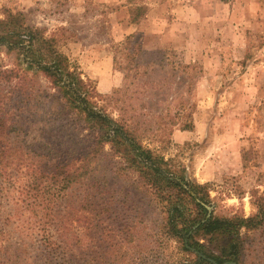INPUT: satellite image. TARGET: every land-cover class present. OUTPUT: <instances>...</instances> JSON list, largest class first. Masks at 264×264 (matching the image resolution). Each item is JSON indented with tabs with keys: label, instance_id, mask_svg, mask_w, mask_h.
<instances>
[{
	"label": "rangeland",
	"instance_id": "rangeland-1",
	"mask_svg": "<svg viewBox=\"0 0 264 264\" xmlns=\"http://www.w3.org/2000/svg\"><path fill=\"white\" fill-rule=\"evenodd\" d=\"M8 12L57 35L92 106L128 124L163 178L182 179L188 189L206 185L208 196L197 201L211 209L201 223L257 213L264 198V0H0V18ZM22 59L0 45V67L17 69ZM35 81L56 97L42 76ZM56 99L32 109L37 119L26 133L8 137L28 163L12 155L0 168L2 264H63L51 260L52 247L100 264H214L192 248L233 263L189 245L193 235L221 255L198 222H187L195 225L182 246L168 232L167 202L149 178L108 142L91 155L100 131ZM45 161L78 167L80 183L57 193L40 179ZM186 210L187 221L201 218L192 202ZM240 238L234 263L264 264V226L242 229Z\"/></svg>",
	"mask_w": 264,
	"mask_h": 264
},
{
	"label": "trees",
	"instance_id": "trees-1",
	"mask_svg": "<svg viewBox=\"0 0 264 264\" xmlns=\"http://www.w3.org/2000/svg\"><path fill=\"white\" fill-rule=\"evenodd\" d=\"M1 44H6L10 50H19L23 59L17 69L0 67V83H4L0 90V104L2 103L0 107V168L12 155H15L13 160L28 163V158H24L22 152L18 154L17 150L9 146L8 137L13 133H26L27 125L37 119V116L32 114V109L44 107L45 104L54 102L58 96L64 108L71 112L74 111L80 119H83L88 128L100 131L91 155H96L98 147L108 142L111 144L114 155L123 156L130 166L138 167L141 174L149 178V183L155 192L167 202L165 212L168 232L176 236L182 246H185V237L195 225V223L189 225L187 222H198L200 224L197 230L210 235L211 246L221 249V255L218 257L206 251L205 246L196 241L193 235L188 237L189 245H196L197 249L204 250L208 256L213 257L219 263L239 262L240 248L243 244L240 231L264 226V198L263 203L257 207V213L250 217H236L227 220L211 216L201 223V220L206 217L207 208L202 202H198L197 198L203 201L206 199L208 196L205 192L206 185L189 183L188 189L186 184L182 183L184 181L182 179L178 182L161 176L157 165L159 160L141 146L129 130L128 124L113 120L103 110L92 106L90 102L92 96L86 87L87 84L72 68L69 58L60 50L56 34L47 35L44 29L28 25L21 13L8 12L5 18H0ZM25 63L27 66L23 67ZM37 74L42 76L51 88L57 89L56 97L47 90L41 89L35 81ZM31 115L34 116H32L33 119ZM85 167L82 166L81 169ZM40 168L43 170L40 179L48 178L52 181L51 188L57 193L73 184L80 183L78 181L81 177L79 169L78 167L71 168L70 163L50 164L45 161L41 163ZM48 171L50 173L47 176L45 173ZM188 202L194 204L198 215L201 216L200 219L186 220ZM179 225L182 226L179 227ZM220 242L224 243L221 247ZM52 248L51 260L58 259L63 264H100L96 257L90 255L76 257L69 254V249L65 247Z\"/></svg>",
	"mask_w": 264,
	"mask_h": 264
},
{
	"label": "water",
	"instance_id": "water-1",
	"mask_svg": "<svg viewBox=\"0 0 264 264\" xmlns=\"http://www.w3.org/2000/svg\"><path fill=\"white\" fill-rule=\"evenodd\" d=\"M176 181H177V180H176ZM210 209H211L210 207H207V210H208V211H210ZM192 250L195 251V252H196L201 258H203V259H207L208 261H210V262H212V263H214V264H217L213 259L206 257L203 253L198 252V251H196V250L193 249V248H192ZM231 264H236V263L233 262V263H231Z\"/></svg>",
	"mask_w": 264,
	"mask_h": 264
}]
</instances>
